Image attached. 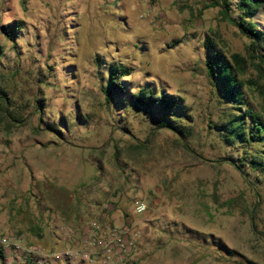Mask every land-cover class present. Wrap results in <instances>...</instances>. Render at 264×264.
<instances>
[{
  "label": "rangeland",
  "instance_id": "374dc122",
  "mask_svg": "<svg viewBox=\"0 0 264 264\" xmlns=\"http://www.w3.org/2000/svg\"><path fill=\"white\" fill-rule=\"evenodd\" d=\"M213 1L0 0V88L11 98L0 106V233L55 249L62 227L105 214L138 229L127 264H264V169L251 163L263 147L226 140L238 104L206 67L209 38L227 56L248 57L250 41ZM239 1L229 0L236 18ZM14 20L25 25L9 40L1 26ZM253 20L264 31V3ZM119 63L132 73L108 100ZM148 86L176 95L178 116L136 106ZM136 199L149 210L134 214Z\"/></svg>",
  "mask_w": 264,
  "mask_h": 264
},
{
  "label": "trees",
  "instance_id": "16d2710c",
  "mask_svg": "<svg viewBox=\"0 0 264 264\" xmlns=\"http://www.w3.org/2000/svg\"><path fill=\"white\" fill-rule=\"evenodd\" d=\"M264 0H240L237 7L242 11L241 17L236 18L232 15L229 0H214L206 7L220 6V14L224 21L237 26L240 32L246 36L250 43L248 44V57L240 53H232L227 56L225 52L218 49L213 39L206 41L208 49L206 58L207 73L211 81L221 91V97L231 100L238 104L239 112H229L222 126L226 140L235 142L239 140L243 143L258 144L263 147V152L258 151L253 154L251 163L255 168L264 169V52L260 49L264 42V31L260 30L253 18L260 11ZM23 20H14L10 23L3 24L1 30L9 40H15L24 28ZM4 46L0 42V52ZM250 68L256 70L254 77L249 80L245 78ZM132 73L131 67L119 63L111 66L109 74V86L106 89L110 100L112 95L120 93L118 89L122 87V79ZM260 98V109L254 108L247 104V96L250 93ZM252 97V96H251ZM132 102L136 106L156 107L158 115L165 113L175 114L178 116L180 101L176 95L163 92L156 95L151 87H143L139 92L132 94ZM11 98L6 91L0 88V106L8 110ZM168 127L179 133L182 137L187 134L178 124L161 123L158 128ZM187 147L188 144L185 143ZM235 164V163H234ZM236 168L247 176V172L240 164H235Z\"/></svg>",
  "mask_w": 264,
  "mask_h": 264
},
{
  "label": "built area",
  "instance_id": "2783aa9c",
  "mask_svg": "<svg viewBox=\"0 0 264 264\" xmlns=\"http://www.w3.org/2000/svg\"><path fill=\"white\" fill-rule=\"evenodd\" d=\"M148 210L146 200H134V214ZM138 235L132 220L118 227L105 214L81 226L62 227L59 239L63 246L55 249L27 242L23 234L9 229L0 233V261L2 264H127Z\"/></svg>",
  "mask_w": 264,
  "mask_h": 264
},
{
  "label": "crops",
  "instance_id": "0c3cea01",
  "mask_svg": "<svg viewBox=\"0 0 264 264\" xmlns=\"http://www.w3.org/2000/svg\"><path fill=\"white\" fill-rule=\"evenodd\" d=\"M120 220H122V216H120ZM114 223V222H113ZM115 224V223H114ZM82 225V224H81ZM80 225V226H81ZM63 243L60 241V239L57 240V242L55 243V248H59L62 247ZM50 249V248H49ZM2 264V263H1Z\"/></svg>",
  "mask_w": 264,
  "mask_h": 264
}]
</instances>
